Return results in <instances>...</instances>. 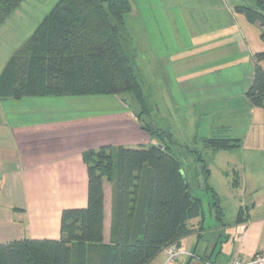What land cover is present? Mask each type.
<instances>
[{
  "label": "trees",
  "instance_id": "trees-1",
  "mask_svg": "<svg viewBox=\"0 0 264 264\" xmlns=\"http://www.w3.org/2000/svg\"><path fill=\"white\" fill-rule=\"evenodd\" d=\"M24 1L0 0V28ZM251 1L255 7L236 10L262 27L264 42V0ZM131 12L128 0H60L0 74V101L4 103L131 94L142 107L137 114L141 128L158 140V145L136 149L107 146L86 152L87 207L62 212L58 240L0 244V264H152L166 250H180L185 239L196 235L191 221L204 223V202L192 193L183 162L175 153L177 143L171 131L161 127L150 103L152 86L146 94L136 52L123 44L128 35L125 17ZM263 61L264 51L254 55V78L245 94L257 108L264 107ZM213 109L205 104L191 108L187 114L193 127L196 117L211 123ZM143 114L146 122H142ZM194 140L215 151L241 146V140L229 133ZM199 161L204 164L216 222L226 228V210L210 184L211 170L201 155ZM105 183L112 185L113 192L109 244L104 243ZM246 211L240 208L236 224L247 221Z\"/></svg>",
  "mask_w": 264,
  "mask_h": 264
},
{
  "label": "crops",
  "instance_id": "crops-1",
  "mask_svg": "<svg viewBox=\"0 0 264 264\" xmlns=\"http://www.w3.org/2000/svg\"><path fill=\"white\" fill-rule=\"evenodd\" d=\"M258 27L262 33V27ZM262 51L261 39L251 54L252 71L245 77L238 97L233 94L226 99L223 110L249 117L247 138L232 135L241 140L238 150L244 156L242 166L256 164L261 169L264 107L253 106L245 94L254 78V55ZM98 99L0 101V244L60 239L62 212L88 205L86 152L107 146L136 149L158 145V140L141 128L137 114L126 105L119 106L117 97ZM260 179L251 189L246 180V184L235 181L233 185L241 195L252 196L251 204L239 201L236 218L226 228H221L212 215L205 217L204 223L201 219L191 221L196 235L183 241L181 255L172 264H193L192 258L202 264H229L235 258L249 260L256 253L264 254V179ZM240 208L247 210L244 224H236ZM112 220V185L105 183L106 244L111 241ZM165 263L164 252L152 264Z\"/></svg>",
  "mask_w": 264,
  "mask_h": 264
},
{
  "label": "rangeland",
  "instance_id": "rangeland-1",
  "mask_svg": "<svg viewBox=\"0 0 264 264\" xmlns=\"http://www.w3.org/2000/svg\"><path fill=\"white\" fill-rule=\"evenodd\" d=\"M59 1L25 0L8 18L0 28V74L10 57L31 37ZM128 1L132 12L125 17L128 35L123 44L126 49L136 52L137 68L145 77L143 88L146 94L152 86L154 96L150 103L157 110L155 116L160 119L163 129L171 131L177 143L175 153L183 162L192 193L204 202L206 217L212 215L216 220L215 211L210 207L212 194L206 190L204 164L199 161V155L211 170L210 184L225 207V222L230 223L236 218L239 201L249 205L252 197L241 195L233 184L246 180V186L251 189L260 175L263 177L260 180L264 179V168H257L256 164L243 167L244 156L238 149L215 151L194 139L228 133L247 138L249 117L223 110L226 109V99L233 94L238 97L245 77L252 71L251 54L261 40L259 24L249 22L236 7L245 4L253 8L255 3L251 0ZM117 98L120 107L126 105L136 114L142 111L133 95ZM203 104L214 107V116H211V123L209 119L199 121L196 117L195 128L187 113ZM143 121L146 122L144 114ZM260 144L263 145V140ZM256 216L253 215L252 219ZM192 259L193 264H202Z\"/></svg>",
  "mask_w": 264,
  "mask_h": 264
},
{
  "label": "built area",
  "instance_id": "built-area-1",
  "mask_svg": "<svg viewBox=\"0 0 264 264\" xmlns=\"http://www.w3.org/2000/svg\"><path fill=\"white\" fill-rule=\"evenodd\" d=\"M165 255H166L165 264H171L179 258V256L181 255V252L180 250H177L176 248H170L165 251ZM229 264H264V254L256 253L249 260H242L240 258H235Z\"/></svg>",
  "mask_w": 264,
  "mask_h": 264
}]
</instances>
